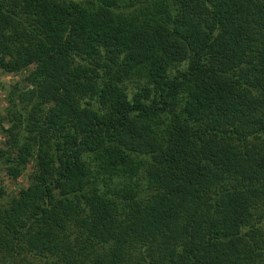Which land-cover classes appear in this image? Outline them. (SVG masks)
Listing matches in <instances>:
<instances>
[{
	"label": "trees",
	"instance_id": "trees-1",
	"mask_svg": "<svg viewBox=\"0 0 264 264\" xmlns=\"http://www.w3.org/2000/svg\"><path fill=\"white\" fill-rule=\"evenodd\" d=\"M26 68L0 264H264V0H0Z\"/></svg>",
	"mask_w": 264,
	"mask_h": 264
},
{
	"label": "rangeland",
	"instance_id": "rangeland-1",
	"mask_svg": "<svg viewBox=\"0 0 264 264\" xmlns=\"http://www.w3.org/2000/svg\"><path fill=\"white\" fill-rule=\"evenodd\" d=\"M28 69H23L15 73H2L0 72V127H6V123L2 120V115L4 113L5 107L7 106V99L10 97L12 91L17 87L19 89H24L25 81L24 77L27 74ZM4 137L0 130V145L2 144ZM30 168V163L26 164L17 176L15 180H6L3 178V183L5 191L7 194H13L21 186H24L26 183V174ZM1 175V174H0ZM1 177V176H0Z\"/></svg>",
	"mask_w": 264,
	"mask_h": 264
}]
</instances>
